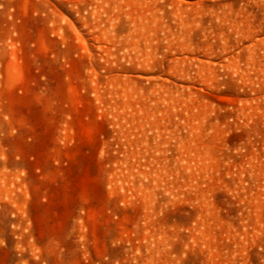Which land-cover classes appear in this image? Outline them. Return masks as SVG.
<instances>
[{
  "label": "rangeland",
  "instance_id": "obj_1",
  "mask_svg": "<svg viewBox=\"0 0 264 264\" xmlns=\"http://www.w3.org/2000/svg\"><path fill=\"white\" fill-rule=\"evenodd\" d=\"M0 264H264V0H0Z\"/></svg>",
  "mask_w": 264,
  "mask_h": 264
}]
</instances>
